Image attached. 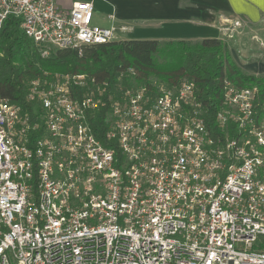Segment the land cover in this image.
<instances>
[{
	"label": "built area",
	"instance_id": "1",
	"mask_svg": "<svg viewBox=\"0 0 264 264\" xmlns=\"http://www.w3.org/2000/svg\"><path fill=\"white\" fill-rule=\"evenodd\" d=\"M93 14L91 0H0V31L19 18L42 58L131 32ZM28 86L29 110L0 97V264H264L257 86L221 79L212 117L188 79L115 94L54 73Z\"/></svg>",
	"mask_w": 264,
	"mask_h": 264
},
{
	"label": "trees",
	"instance_id": "2",
	"mask_svg": "<svg viewBox=\"0 0 264 264\" xmlns=\"http://www.w3.org/2000/svg\"><path fill=\"white\" fill-rule=\"evenodd\" d=\"M20 23L19 18L10 16L0 31V97L20 104L24 110H29L25 100L29 82L54 73L86 74L96 84L110 83L115 94L118 83L157 81L172 86L181 79L192 80L200 99L209 105L211 117L223 78L239 86H257L259 100L264 101V78L242 73L229 54L227 43L217 38L194 43L126 39L80 50L59 49L52 57L42 58ZM129 68L135 75H126ZM93 121L96 136L106 144L107 122L102 112Z\"/></svg>",
	"mask_w": 264,
	"mask_h": 264
},
{
	"label": "crops",
	"instance_id": "3",
	"mask_svg": "<svg viewBox=\"0 0 264 264\" xmlns=\"http://www.w3.org/2000/svg\"><path fill=\"white\" fill-rule=\"evenodd\" d=\"M76 1L78 0H55L57 6L64 10L71 8ZM91 1L94 6L93 20L95 23L108 26L111 24L108 16L113 15L114 24L123 23L131 27V32L127 35L131 37L137 36L136 38L153 39L159 42L221 39L222 21L242 17L251 20L252 26H256L255 30L259 32L254 35L264 43V33H261V30H264V0ZM255 42L253 53L263 55L264 51H261L259 43ZM261 61L257 60V63L252 65V75L264 74V63Z\"/></svg>",
	"mask_w": 264,
	"mask_h": 264
},
{
	"label": "rangeland",
	"instance_id": "4",
	"mask_svg": "<svg viewBox=\"0 0 264 264\" xmlns=\"http://www.w3.org/2000/svg\"><path fill=\"white\" fill-rule=\"evenodd\" d=\"M222 22H223L222 26L220 27L223 28V29L221 28L223 35L220 40H223L227 43L229 54L231 55L233 62L237 65L239 70L244 74L247 73L252 75L253 74L252 65L254 63H257V60H262L261 62L264 63V56H263L264 54L262 55L258 53V55H256L255 53H253L255 48L254 47L255 41L259 43L260 48H262L261 51H264L263 50L264 43L254 35L255 33L258 32L255 30L256 26H252L251 20H247L242 17L225 19ZM261 33H264V30H261ZM136 37L137 36L131 37V35H129L126 36L125 38L141 39ZM187 42L194 43L197 41H187ZM242 69L247 72L242 71ZM256 76L264 78V74H260Z\"/></svg>",
	"mask_w": 264,
	"mask_h": 264
}]
</instances>
